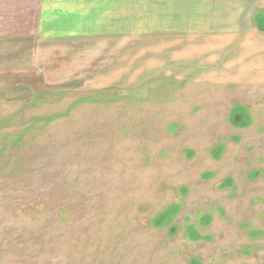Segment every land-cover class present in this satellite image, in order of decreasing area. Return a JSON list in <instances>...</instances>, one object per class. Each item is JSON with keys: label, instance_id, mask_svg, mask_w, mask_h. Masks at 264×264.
I'll return each mask as SVG.
<instances>
[{"label": "rangeland", "instance_id": "rangeland-1", "mask_svg": "<svg viewBox=\"0 0 264 264\" xmlns=\"http://www.w3.org/2000/svg\"><path fill=\"white\" fill-rule=\"evenodd\" d=\"M124 1L104 27L0 0V264H264V80H186L166 0ZM246 1L191 37L250 23L264 60Z\"/></svg>", "mask_w": 264, "mask_h": 264}, {"label": "crops", "instance_id": "crops-1", "mask_svg": "<svg viewBox=\"0 0 264 264\" xmlns=\"http://www.w3.org/2000/svg\"><path fill=\"white\" fill-rule=\"evenodd\" d=\"M237 0H166L164 10L172 11L170 16L172 22H167L165 27V50L170 52L168 57L171 64H176L175 67H181L186 71L187 79L192 82H211L212 84L230 85V84H245L251 86L252 83H260L264 80V72L254 73L253 64L263 63L260 56L261 50H258V56L252 63V57L248 55L257 45L254 44V32L250 23L248 26L231 27L232 31L223 32L211 30L213 34H220L222 42L208 43L204 42L206 31L205 18L213 17L216 11L224 9L226 12L231 10V7H236ZM39 7L37 11H41L42 17L53 15V19L69 18L71 20H85L86 23H91L94 19H104L102 24L107 27L109 22L108 11L117 13L122 10L124 0H38ZM248 6L254 5L253 0L246 1ZM41 3L44 5L41 9ZM52 4L51 7L49 4ZM252 10H254L252 8ZM250 13V21L254 18L255 10ZM219 12V11H218ZM256 13V12H255ZM177 14V15H176ZM207 14H211L208 16ZM113 18V16L111 15ZM247 17V16H246ZM167 18V15H166ZM203 20L202 29L197 26V20ZM201 22V21H200ZM92 24V23H91ZM195 24V25H194ZM227 28V27H226ZM202 30V31H199ZM210 32V31H209ZM259 32V31H257ZM261 33V32H259ZM201 34L203 38H194ZM264 34V32H262ZM236 36L239 38V50H244L243 53L234 54L232 48ZM259 39V37H257ZM193 41H196L195 43ZM199 41H202L200 43ZM238 42V41H237ZM168 45V46H167ZM193 45V46H192ZM255 46V47H254ZM229 47V48H228ZM222 51V57L219 56V51ZM205 51H212L213 55L207 54ZM218 52L215 56L214 52ZM264 64V63H263ZM264 66V65H260ZM261 70L264 68L261 67ZM258 71V70H257ZM258 80V81H257Z\"/></svg>", "mask_w": 264, "mask_h": 264}]
</instances>
